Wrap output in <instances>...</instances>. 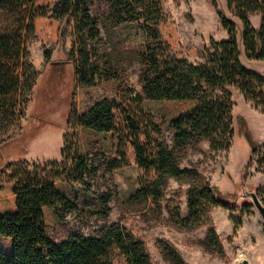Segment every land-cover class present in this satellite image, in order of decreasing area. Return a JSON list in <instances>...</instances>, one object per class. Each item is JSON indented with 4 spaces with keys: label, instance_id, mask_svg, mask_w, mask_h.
<instances>
[{
    "label": "trees",
    "instance_id": "obj_1",
    "mask_svg": "<svg viewBox=\"0 0 264 264\" xmlns=\"http://www.w3.org/2000/svg\"><path fill=\"white\" fill-rule=\"evenodd\" d=\"M95 1L0 0V110L3 97L14 93L19 84L13 69L20 56H26L41 21H61V34L63 24H72L74 39L71 57L50 61L42 82L47 98L59 93V83L69 89L64 94V121L71 131L63 136L59 158L25 159V144L46 127L41 117L32 116L34 127L26 126L17 137L0 144V264H116L118 256L125 264H154L145 242L132 230L120 221L107 223L112 175L125 160L121 149L126 141L144 171L128 202L142 201L157 215L164 210L183 228L205 226L204 246L221 254L211 208L248 207L250 202H236L235 194L233 198L222 195L197 165L182 162L204 142L210 151L228 148L233 134L232 89L264 105V76L241 60L243 52L248 60L264 61V2L225 0L226 10L240 22V38L235 22L222 15L228 38L188 49L165 15L162 0H100V14L92 10ZM256 11L262 14L258 30L248 19ZM99 23L104 27L139 23L144 31L137 52L140 89L134 93L129 86L122 103L104 95L90 102L81 99L84 89L95 88L101 70L109 77L114 68L106 58H99ZM46 58L50 60L47 52ZM28 67L32 70L31 64ZM37 76L33 73L31 78ZM35 85L33 81L27 90ZM39 93L32 91L30 101ZM238 122L250 155H257L264 173V143L253 140L242 117ZM169 179L188 184L184 217L174 200L166 197ZM70 225L75 232L57 235L58 229ZM89 226H95L94 234L79 232ZM161 248L168 264H188L172 244L165 242Z\"/></svg>",
    "mask_w": 264,
    "mask_h": 264
},
{
    "label": "rangeland",
    "instance_id": "obj_2",
    "mask_svg": "<svg viewBox=\"0 0 264 264\" xmlns=\"http://www.w3.org/2000/svg\"><path fill=\"white\" fill-rule=\"evenodd\" d=\"M264 0H260V3ZM264 4V3H262ZM162 9L173 23L181 42L186 48H201L211 41H222L228 38L227 30L222 25L224 15L234 21L237 36L240 38V22L226 10L225 0H162ZM103 2L96 0L92 10L100 14ZM262 14L260 11L249 14L248 19L253 29L258 30ZM58 20L41 21L35 36L30 38L26 56H20L15 65L14 75L18 76L19 84L14 93L3 97V107L0 110V144L7 139L17 137L27 127H34L36 121L32 116L41 117L46 127L35 138L25 144V159L29 161L55 160L59 158L63 136L71 131L64 116L67 111V99L64 94L69 91L59 83V93L47 98L43 95L42 82L50 65V61H62L71 57L73 44L72 24L62 26L64 34L59 33ZM101 36L99 58H106L114 68L109 71V77L101 76L96 81L95 88L84 89L81 98L86 102L95 100L99 95L117 98L122 103L125 91L130 87L134 93L140 89L137 84L139 62L137 52L144 43V31L139 23H125L116 27H104L98 24ZM46 52L50 60L46 58ZM242 63L249 69L264 76V61L248 60L241 53ZM26 64V67L24 66ZM32 65V70L29 65ZM116 68V69H115ZM116 70V71H113ZM37 73L36 79L31 78ZM36 81L32 90L28 85ZM33 94L40 92L36 100L30 101ZM62 92V93H61ZM134 93L130 96H134ZM61 94V95H60ZM57 95H60L58 99ZM56 96V97H53ZM34 97V96H33ZM80 98V96H79ZM232 128L233 134L229 146L225 150L210 151L207 142L201 144L198 150L190 151L182 165L190 163L198 166L210 185H214L224 196H236V202L243 200L240 195L242 188L255 189L261 199H264V173L257 163V155H250V145L242 129L239 117H242L253 140L264 143V105H256L236 89L231 91ZM124 117V113L123 116ZM122 119V118H121ZM54 128L48 129L50 126ZM125 125V122H121ZM122 126V127H123ZM26 127V129H28ZM244 128V127H243ZM128 135V130L124 129ZM121 149L125 160L113 171L110 201L111 212L107 223L120 221L135 235L141 238L151 255L154 264H168L164 259L161 246L166 242L172 244L188 264H240L247 259L249 264H264V226L256 208L239 206L234 209L213 206L210 219L219 236L222 252L217 253L207 249L204 244L205 226L196 225L183 228L179 222L162 211L161 215L153 214L142 204L128 202V197L140 187L144 171L135 161L134 150L129 141ZM186 182L179 183L169 179L166 197L172 198L181 217L187 214ZM94 227L89 226L79 232L84 235L94 234ZM74 226H62L57 235L75 232ZM116 264H125L118 256Z\"/></svg>",
    "mask_w": 264,
    "mask_h": 264
},
{
    "label": "water",
    "instance_id": "obj_3",
    "mask_svg": "<svg viewBox=\"0 0 264 264\" xmlns=\"http://www.w3.org/2000/svg\"><path fill=\"white\" fill-rule=\"evenodd\" d=\"M240 197L244 200H248L250 204H252L256 208V210L260 214L261 221L264 226V203L259 198L256 190H247L243 187ZM240 264H249V262L247 259L243 258L242 260H240Z\"/></svg>",
    "mask_w": 264,
    "mask_h": 264
}]
</instances>
